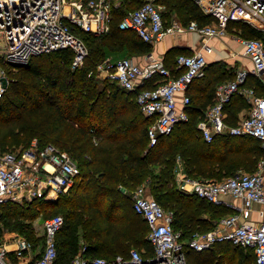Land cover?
I'll return each mask as SVG.
<instances>
[{"label":"built area","instance_id":"1","mask_svg":"<svg viewBox=\"0 0 264 264\" xmlns=\"http://www.w3.org/2000/svg\"><path fill=\"white\" fill-rule=\"evenodd\" d=\"M203 13L215 22L184 24L177 19L164 18L162 5L145 0L127 11L119 19L118 28L136 33L142 40L157 42L170 33L196 32L200 37H221L227 34L226 24L237 7L245 8L264 23V0H194ZM112 0H0V95L9 83L8 66L25 64L36 54L69 48L73 53L72 68L79 67L88 53L80 32L96 36L111 29ZM243 53L252 62L251 72L264 73V43L257 37L238 36ZM205 51L211 46L202 44ZM180 72L173 76L164 62L149 55L145 64L130 56H107L97 64L101 75L127 91L135 92L140 112L147 117L148 144L154 145L162 135L172 132L180 121L190 119V83L204 73L206 57L203 52L179 53L175 58ZM249 72L239 69L235 78L219 82L213 102L205 110L198 127L206 141L216 134H250L259 139L264 148V96L247 86ZM151 82V86L147 83ZM241 94L250 103L249 112L236 124L225 121L224 106L234 94ZM96 144V137H93ZM262 168L264 166V159ZM49 165L50 168L47 166ZM80 166L66 149L53 143L40 144L36 138L27 146L0 151V203H23L35 198L56 199L74 184ZM175 181L179 189L195 193L214 204L234 207L208 230H196L184 240L181 230L173 227L174 214L165 209L150 193L146 184L133 191L132 207L147 223V240L152 254L144 256L131 247L126 254L111 259L104 256L75 254L70 264H188L185 247L201 251L215 243L230 242L251 248L255 264H264V218L250 221L254 204H260L259 215L264 217V173L262 169L244 171L219 180L196 178L184 171L181 162L175 167ZM226 196L240 198L234 205ZM243 218V219H241ZM64 223L61 214L43 219V240L37 253L34 242L21 235L13 236L14 247H8L0 233V264H56L58 257L56 236ZM33 254V255H32ZM30 258V259H28ZM28 259V260H27Z\"/></svg>","mask_w":264,"mask_h":264},{"label":"trees","instance_id":"2","mask_svg":"<svg viewBox=\"0 0 264 264\" xmlns=\"http://www.w3.org/2000/svg\"><path fill=\"white\" fill-rule=\"evenodd\" d=\"M138 1H112L111 29L107 34L96 36L80 32L88 48L81 66L72 68L73 53L69 48L33 55L27 63L9 69V83L0 95V110L8 114L6 124L17 125V131L11 132L13 138L8 136L9 132L0 138V151H6L1 148L4 145L23 144L36 136L47 140L41 142L36 138L40 144L53 143L66 149L80 166L74 184L56 199L40 197L23 203H0V209H3L0 221L11 229L30 227L25 237L33 242L35 235L30 220L43 212L45 204L54 205L63 194H72L70 209L64 212V216L61 214L64 223L56 236V264H70L78 252L80 233L85 240L83 254L109 259L119 253L126 254L133 246L139 248L137 243L148 241L145 238L147 223L134 212L130 202L131 193L143 182L148 184L150 193L165 209L173 211V227L181 230L184 240L196 230L211 229L213 223L201 213L207 211L212 217H217L226 214L228 208L178 188L175 181L177 156L183 160V168L189 175L196 178L216 176L219 179L233 173L231 166L234 162H256L258 157H264V148L256 137L259 143L229 132L216 134L211 141L202 140L196 123L203 110L192 106L189 108V120L178 122L172 132L162 135L156 144H148V119L137 106L135 92L124 90L104 77L98 78L95 72L97 64L107 56L109 43L122 40V44L128 47L131 44L127 42L128 35L134 32L120 30L118 22L131 2ZM157 1L170 13L182 16L176 19L184 24L190 20L199 23L214 20L203 13L194 0ZM163 15L168 20L164 11ZM235 23L228 21L226 28L232 29ZM236 26L253 35L250 37L262 36L260 30L244 22L236 23ZM105 38L109 41L105 42ZM141 44L144 45L142 41ZM215 73L218 75L206 81L211 91L225 70L219 72L216 68ZM147 85L151 86V82ZM237 99L239 107L245 105L241 96ZM234 114L229 115L234 118ZM26 122L28 124L23 129L18 128ZM228 122L235 123L236 120L228 119ZM93 137L98 140L96 144ZM81 156L83 158L80 159ZM122 186L124 191L120 189ZM226 244L231 245L228 247L231 249L228 260L222 258L225 253H222L221 246L201 251L186 246L187 262L233 264L239 258L240 264H247L242 260L239 246L230 242Z\"/></svg>","mask_w":264,"mask_h":264},{"label":"crops","instance_id":"3","mask_svg":"<svg viewBox=\"0 0 264 264\" xmlns=\"http://www.w3.org/2000/svg\"><path fill=\"white\" fill-rule=\"evenodd\" d=\"M156 3L160 4L158 2H156ZM173 19H176V18H173ZM134 34L137 37H139L136 33H134ZM237 37L234 38V37L228 35V32H227V34H225L224 36H221V37H207V38L206 37L205 38L200 37L196 32L170 33V34H167L162 40L157 41V42H147V41L142 40L139 37V39L144 43V45L147 46V49L142 50V51H133L132 55L130 57H132L134 60L140 62L141 64H145L147 61H149V55H151L152 57H156V58L162 60L164 62V64L170 69L171 74L173 76H175L181 71L180 68L177 67L176 63H175V58H176L177 54H179V53L191 54V53L196 52V51H201L204 53V55L206 57V61H207L205 69H204V73L202 75L196 77L190 83L187 91H188V94L190 95V97L192 99L191 106L194 108L197 107L198 110H203V115H200V114L198 115L199 120L197 121L196 126L198 129V134L200 135V138L202 140H205L203 138V136L201 134V130L199 129L197 124L203 118V116L205 114V110L213 102L214 97H215V88L214 87H216V86L212 87V91H211V87L207 86L206 81L209 78H212V77L218 75L217 73H215L216 67H215L214 63L216 61H218L220 59H225V61L227 63H229V65H233L235 67V73L233 74V77L232 78H226L225 80H222V81L231 80V79L235 78V75L239 69H246V70H248L249 74L247 76L245 84L247 86L253 87L257 94L264 96V79H262V81H263L262 83L259 82L261 85L254 84V82H255L254 80L257 78H260L264 73H262L261 75H256V74H253L251 72L252 62H251L250 58L243 53V46L239 42ZM203 43H206L209 46H211V50L205 51L203 46H202ZM107 56H110L113 58L120 57V56H113V55H107ZM107 56H105V57H107ZM222 81H219V82H222ZM218 83H216V84H218ZM211 92H212V95L210 94ZM237 96L242 97L243 101L245 102L244 106L239 107L240 102L237 99ZM249 107H250V103L246 99V97L244 95L239 94V93L236 94L233 98H231L225 104L224 116H225L226 123H228L230 125L236 124L241 118H243L244 116H246L248 114ZM232 112L235 113L234 118H232L231 115H229ZM229 117H231V118H229ZM228 119L236 120V122L230 123V122H228ZM224 133L226 134L227 132H223L220 135H223ZM238 135L243 137V138H248L255 143H259V141L254 136H252L250 134H238ZM263 159H264V157H258L256 162H236V163L234 162V164L231 166V168H232L231 171L233 173L229 174V175H224L220 179L227 177V176H230V175H233V174L238 173V172H244V171L252 172V171H255L257 169H262L263 173H264V166L262 168V162H261ZM176 161L181 162V165L183 166V163H182L183 160L179 156H177ZM206 178L219 180V178H216V176L215 177L210 176V177H206ZM120 189L122 191L125 190V188L122 189L121 187H120ZM225 198L228 201H230L231 203H233L234 205H240L241 204L240 198H237L234 196H226ZM226 207L228 208V212L222 216L219 215L217 217L216 216L212 217L211 212L208 213L207 211L202 212L201 216L204 218H209L211 220V222L213 223V225H215L216 222L221 217L232 213L235 209L232 206H230V207L226 206ZM260 208H261L260 204L256 203L253 205L252 210L250 211V216H249L250 221H254V222L260 221L261 219L264 218V217H261L259 215V209ZM241 219H243V218H241ZM79 229H80L79 231L82 230L81 226H79ZM145 238L147 239V227H146ZM79 239H80L79 240V247H80V245L82 247V244H84L85 240L81 236V233H80ZM10 245L11 246H8V247L13 248L14 247V241L12 243H10ZM38 246L35 247L36 252L33 253L34 255H35V253H37ZM137 246L139 247L138 249H141L142 251L145 249L144 242L137 243ZM79 247H78V252L81 251V247L80 248ZM143 253L144 252H142V254ZM145 254H146V251H145ZM145 254H143V255H145ZM151 254H152V251L150 253H147L145 256H149ZM90 256H101V255H90ZM28 259H30V258H28Z\"/></svg>","mask_w":264,"mask_h":264},{"label":"rangeland","instance_id":"4","mask_svg":"<svg viewBox=\"0 0 264 264\" xmlns=\"http://www.w3.org/2000/svg\"><path fill=\"white\" fill-rule=\"evenodd\" d=\"M112 1L115 2L116 0H112ZM143 1H145V0H139L137 3L131 2V5L129 6V8L126 11L132 10L134 7H136L139 3L143 2ZM154 1L158 2L157 0H154ZM161 5H162V10L164 11V14H165L166 18L169 21L171 19H173V18H182V16H179V15H177L176 13H174L172 11L170 13V10L166 6H163V4H161ZM231 15L233 16V18L229 19L228 21H230V20L231 21H236L237 24L244 22L246 25L254 26L258 30H260L262 32V36H258L257 38H260L263 41V43H264V23H263V21L254 18L248 12L247 9L241 8V7H237L236 10H234L231 13ZM221 20L223 21L222 18H218V19H214L213 22H215V24H219V22H221ZM236 23L233 24V28L232 29L228 30L226 28V30L228 32V35H230V36H232L234 38L237 37V36H240V34H245V36H247V37L253 36V35H250L248 33H245L242 29H238L237 26H236ZM125 40H127V39H125ZM108 41L109 40L107 38H105V42H108ZM122 42H123L122 40H119V41H114L113 43H109V47L106 48V52L107 53L105 55L131 56L133 51H142V50H146L147 49V46L142 45L141 44V40L139 39V37H137L133 33H129V35H128L127 42H129V44L131 43L129 45V47L125 43L122 44ZM215 67L218 68L219 72L222 69L225 70V73H222V75L219 76L218 82L222 81V80H225L226 78H232L233 74L235 73V67L233 65H229V63H227L225 61V59H220V60L216 61ZM10 68L16 69V67L8 66V71H9ZM95 72H96V76L98 78H102L103 79V76L97 70V68H96ZM8 75H9V72H8ZM13 75H14V73H13ZM262 79H264V74L260 78L255 79L254 80L255 81L254 84L261 85L259 82L262 83L263 82ZM6 117H8V114H6L2 110H0V138L5 133H8V132H9L8 136H10V138H13L12 135H11V132L12 131H17V125H15V124L7 125L6 124L7 121H5ZM25 124H28V122L23 123L22 127H18V128L19 129H23L24 128L23 126H25ZM56 127L57 128H61L60 125H57ZM10 129H12V130L8 131ZM34 138H38V140H40L39 137L32 136L30 138V140H27L23 144H18V145L7 144V145L2 146L1 148H3L4 150H15V149L21 148V147H23L25 145H29ZM40 141L41 142H47V140H40ZM81 158H83V157L81 156L80 159ZM143 183L146 184L145 182H143ZM146 185L148 187V184H146ZM148 189H149V187H148ZM82 192H85V189H82ZM132 195H133V193H131L130 202L132 201ZM69 204H70V193L68 194V192H67V194H63L62 196H60V199H59V201H57L56 204H54V205H46L45 204L44 207H43V209H44L43 212L42 213H38L36 217H34V218H32L30 220V224H31L30 226H31L32 230L34 231V235H35V238H34L35 241H33V242H34V244L36 246L41 244V242L43 240V228H42L43 219L45 217H47V216H51V215L56 214V213L57 214L58 213L59 214H63V216H64V212L66 210L70 209ZM160 204L163 206V204L161 202H160ZM2 210L3 209L1 208L0 209V213H2ZM29 228L30 227H26V228H24V230H20L19 228L15 227V228L11 229V227H9L5 222L0 221V233L2 234V237L6 241L8 246H11L10 243H12L14 241L13 238H12L13 236H18V235H21L23 237L27 236L26 232H27V229H29ZM226 243L227 242L215 243L213 246H215V248H217L218 246L223 247L221 251H222V253H225V257L223 256L222 258L223 259L225 258V260H228V259H230V256L228 255V253L231 250L228 247H230L231 245L230 244H226ZM144 244H145V246H144L145 249L143 251L141 249L140 250L142 252H144L143 254H145V251H146V254L150 253L152 251L151 244L148 241H146ZM236 246H239V245H236ZM238 248H239V250H241V254H242L241 257L243 258L242 260L245 263H247V264H254V254H253L252 249L248 248V247H244V246H239ZM239 260H241V259H239V258L235 259L233 264H240Z\"/></svg>","mask_w":264,"mask_h":264},{"label":"bare ground","instance_id":"5","mask_svg":"<svg viewBox=\"0 0 264 264\" xmlns=\"http://www.w3.org/2000/svg\"><path fill=\"white\" fill-rule=\"evenodd\" d=\"M49 168H50V166L49 165H47Z\"/></svg>","mask_w":264,"mask_h":264},{"label":"water","instance_id":"6","mask_svg":"<svg viewBox=\"0 0 264 264\" xmlns=\"http://www.w3.org/2000/svg\"><path fill=\"white\" fill-rule=\"evenodd\" d=\"M122 189H124V187H121Z\"/></svg>","mask_w":264,"mask_h":264}]
</instances>
